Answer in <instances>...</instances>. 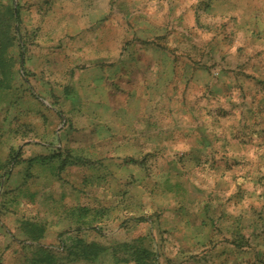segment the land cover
I'll list each match as a JSON object with an SVG mask.
<instances>
[{"label":"rangeland","instance_id":"1","mask_svg":"<svg viewBox=\"0 0 264 264\" xmlns=\"http://www.w3.org/2000/svg\"><path fill=\"white\" fill-rule=\"evenodd\" d=\"M243 15L0 0V264H264V44ZM83 25L129 70L91 131L31 96Z\"/></svg>","mask_w":264,"mask_h":264},{"label":"crops","instance_id":"2","mask_svg":"<svg viewBox=\"0 0 264 264\" xmlns=\"http://www.w3.org/2000/svg\"><path fill=\"white\" fill-rule=\"evenodd\" d=\"M211 7L218 16H233L239 20V23L244 16L243 10L248 9L250 15L244 19L249 23L252 33L257 34L258 41L264 44V0H211ZM97 28L92 29L89 25H83L80 29H75L76 32L73 29L75 40L67 45L73 50L75 58L65 59L66 69L63 71L64 73L58 75L63 78V82L52 85L47 82L48 84L41 86L38 95L31 93L33 100L42 99V101L40 100L42 107H45L44 105L56 107L57 110L67 115H84L83 119L86 121L84 128L90 131L98 127L99 109L102 112V110L111 108V113H114L113 102L110 101V98L129 93L126 89H118L114 85L115 76L117 78L122 76V80H124L129 74L128 66L123 59L115 61L112 54H107L106 49L104 55L100 54L98 46L92 53L90 51L92 41L94 40L95 43L97 41V37H91V33L94 34ZM111 29L107 26L104 30L105 34L110 33ZM104 39L105 47H107V36ZM65 55L69 56L67 53ZM114 64L117 65L116 69ZM55 84H57L58 93H54ZM93 121H96L97 124L93 125ZM101 126L104 127L105 124H101ZM113 128L114 126L109 127L111 130ZM105 129H107V123Z\"/></svg>","mask_w":264,"mask_h":264}]
</instances>
